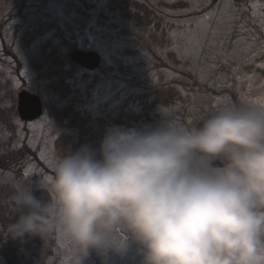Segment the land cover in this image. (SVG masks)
<instances>
[{
	"label": "clouds",
	"instance_id": "obj_1",
	"mask_svg": "<svg viewBox=\"0 0 264 264\" xmlns=\"http://www.w3.org/2000/svg\"><path fill=\"white\" fill-rule=\"evenodd\" d=\"M158 112L152 127L108 128L98 150L59 151L48 198L13 186L2 203L17 218L0 232L54 235L81 260L130 239L141 264H264V105L224 107L198 127Z\"/></svg>",
	"mask_w": 264,
	"mask_h": 264
},
{
	"label": "rangeland",
	"instance_id": "obj_2",
	"mask_svg": "<svg viewBox=\"0 0 264 264\" xmlns=\"http://www.w3.org/2000/svg\"><path fill=\"white\" fill-rule=\"evenodd\" d=\"M31 1H22L19 15L20 11L12 17L6 15L0 18L3 35L2 38L0 36V70L17 91L20 88L34 91V72L29 66L27 53L20 48L17 40L23 26L35 14ZM141 1L160 9L165 21L169 22L163 27L164 30L154 31L157 33L154 39L138 27L131 28L127 20L118 22V27L111 26L107 31L96 26L97 13L105 9L106 1L95 0V7L90 13L92 32L84 33L80 43L86 48L84 50H95L102 58L101 71L88 75L89 78L97 77L92 93L94 103L109 99L113 93L121 96L125 91L136 92L143 85L153 86L163 82L174 84L181 96L173 106L161 107L167 111L169 119L189 127H194L193 123L204 118L212 108L243 106L239 100L243 98V93L235 86L236 78L244 85L251 79L253 75L248 65L252 54H257L258 62L264 64V53L260 51L263 42L255 44L254 38L260 35L253 27L257 21L264 20V13L257 11L260 4L264 5V0H220L223 5L221 11L215 7L218 0ZM19 3L20 0H16V5L15 1L9 0L6 10L10 12ZM197 8L200 10L197 11ZM180 10L189 11L181 13ZM243 10L252 12L251 18ZM204 13L208 14L206 19L203 18ZM171 23L175 24L174 29L169 25ZM15 25L18 29L14 35L12 30ZM259 33L264 39V27H259ZM128 49L133 53L126 54ZM132 76L142 82H128ZM255 89L254 94L264 99V75L256 82ZM158 107H155L156 123H140L137 129L155 126L162 120ZM56 135L52 119L46 114L17 123L12 146L15 150L0 154V182L14 186L28 184L30 189H42L46 177L53 174V162L57 156L53 146ZM0 137L6 138V134L0 132ZM0 233V247L3 249L8 235ZM112 241L119 246L124 238L116 234ZM134 245L130 239L127 240L126 247L120 253L112 249H91L87 257L81 260L71 243L59 241L51 235L42 242L33 264H126V248ZM4 263L0 260V264Z\"/></svg>",
	"mask_w": 264,
	"mask_h": 264
},
{
	"label": "trees",
	"instance_id": "obj_3",
	"mask_svg": "<svg viewBox=\"0 0 264 264\" xmlns=\"http://www.w3.org/2000/svg\"><path fill=\"white\" fill-rule=\"evenodd\" d=\"M13 1L16 5V0ZM22 1L20 0L18 7L14 6L13 10L11 8L8 12L6 9L9 7V0H0V18L6 15L14 16L20 11ZM105 1V9L97 13L95 20V25L102 27L104 31L109 30L111 26L118 27V22L129 20L133 27L140 28L154 39L157 35L154 31L164 30L163 27L169 23L165 21V15L160 9L141 0ZM94 3L95 0H32L30 4L34 6L35 14L31 20L26 21L27 23L22 21L26 24L17 35L19 45L27 53V59L34 71L35 92L42 100L44 112L52 118L58 131L53 141L57 155L59 151L69 154L82 145L98 150L108 128H134L137 120L155 117L156 105H165L171 97L180 96L174 84L160 82L153 86L143 85L136 92L125 91L121 96L114 94L109 100H112V109L109 107L102 114L87 108L91 104L90 92L97 79L95 76L89 78L90 72L72 63L69 53L74 49H86L80 46V43L84 33L92 32L90 13L95 7ZM20 13L21 11L18 15ZM169 25L172 28L175 26L174 23ZM17 29L18 26L15 25L14 35ZM0 36L3 37L1 28ZM130 52L128 49L126 54ZM101 69L102 66H99L98 70ZM129 81L133 84L142 82L134 76L130 77ZM15 101L16 89L0 70V132L6 134L4 140L0 137L1 155L15 150L12 146L19 120ZM132 107L136 110H132ZM96 158L99 159L98 152ZM13 186L0 182V225L5 229L17 218V214L10 212L8 206L2 203L3 197L12 192ZM31 191L37 199L48 198L43 189L31 188ZM1 238L0 233V242ZM30 238L26 234L22 240H13L11 246L7 243V247H0V260L4 261V264H20L25 259L27 260L23 263L32 262L33 257L28 253L26 246L28 241H31ZM33 240L39 242L38 237Z\"/></svg>",
	"mask_w": 264,
	"mask_h": 264
},
{
	"label": "water",
	"instance_id": "obj_4",
	"mask_svg": "<svg viewBox=\"0 0 264 264\" xmlns=\"http://www.w3.org/2000/svg\"><path fill=\"white\" fill-rule=\"evenodd\" d=\"M70 59L87 69H94L100 63L99 55L94 51L74 50L70 53ZM17 113L21 119H32L41 114V103L37 95L27 91H20L17 96ZM214 113H210L208 118ZM202 122H199L198 127Z\"/></svg>",
	"mask_w": 264,
	"mask_h": 264
},
{
	"label": "flooded vegetation",
	"instance_id": "obj_5",
	"mask_svg": "<svg viewBox=\"0 0 264 264\" xmlns=\"http://www.w3.org/2000/svg\"><path fill=\"white\" fill-rule=\"evenodd\" d=\"M119 235L123 237V235H121V234H119ZM41 246H42V242L39 243V245L37 246L38 248L34 252L32 251V254L35 256V259L38 256V249ZM35 248L36 247H33L32 249H35ZM45 249H46V246L44 245V255H45ZM141 259H142V257L138 253V245H134L132 247L126 248V264H141Z\"/></svg>",
	"mask_w": 264,
	"mask_h": 264
},
{
	"label": "snow or ice",
	"instance_id": "obj_6",
	"mask_svg": "<svg viewBox=\"0 0 264 264\" xmlns=\"http://www.w3.org/2000/svg\"><path fill=\"white\" fill-rule=\"evenodd\" d=\"M209 2H210V0H209ZM215 7H216L217 11H221V10L223 9V5H222V3L220 2V0H218V2H217V4H216ZM196 10L199 11L200 9L197 8ZM186 11H189V10H180L181 13H184V12H186ZM207 16H208V14H207V13H204L203 18L206 19ZM262 27H264V22H262ZM260 66H261V67H264V65H260ZM25 175H27V173H25ZM46 179H50V177H46Z\"/></svg>",
	"mask_w": 264,
	"mask_h": 264
}]
</instances>
